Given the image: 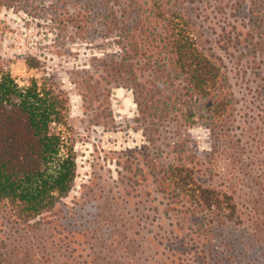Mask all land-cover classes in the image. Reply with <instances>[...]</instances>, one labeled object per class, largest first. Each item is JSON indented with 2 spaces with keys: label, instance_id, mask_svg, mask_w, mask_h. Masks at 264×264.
Wrapping results in <instances>:
<instances>
[{
  "label": "trees",
  "instance_id": "trees-1",
  "mask_svg": "<svg viewBox=\"0 0 264 264\" xmlns=\"http://www.w3.org/2000/svg\"><path fill=\"white\" fill-rule=\"evenodd\" d=\"M48 1L45 7L58 24L54 25L58 37L89 35L103 38L105 44L111 40L116 47L107 55L110 61L102 58V70L107 71L104 91L115 84L134 94L138 120L154 148L150 193H154L152 210L158 215L153 219L164 218L159 213L163 208L175 227L170 237L157 241L171 252L169 262L264 264L260 230L251 228L246 243L232 239L243 224L233 194L198 180L197 166L205 163L181 155L192 149L185 148L173 130L203 123L211 135L210 150L203 154L216 155L211 158L214 163L232 160L236 154L243 157L244 137L264 141V134L253 130L259 129L254 121H249L245 135L238 132L233 93L226 88L223 67L200 47L190 9L181 0ZM25 62L29 68L41 63L34 56ZM81 84L87 94L95 92L90 76H81ZM68 117L69 98L52 76L30 77L20 85L0 69V264L102 261L95 238H77L88 229L85 223L78 228L76 218L68 214L61 220L44 216L69 195L77 176L78 155ZM165 132L175 135L164 145L177 155H165L160 144ZM108 210L107 219L120 216L116 207ZM112 243L125 244L124 249L132 247L131 251L135 244L140 248L132 238L113 237Z\"/></svg>",
  "mask_w": 264,
  "mask_h": 264
},
{
  "label": "rangeland",
  "instance_id": "rangeland-1",
  "mask_svg": "<svg viewBox=\"0 0 264 264\" xmlns=\"http://www.w3.org/2000/svg\"><path fill=\"white\" fill-rule=\"evenodd\" d=\"M181 1L195 19L200 47L223 67L226 88L233 93L238 132L245 135L249 121H254L259 129L253 130L264 134L260 131V127L264 129L262 0ZM48 4V0H0V69L20 85L26 84L27 78L41 79L46 73L69 98V132L78 155L77 176L69 195L44 216L61 220L68 214L76 218L78 228L86 224L88 229L77 238H95L102 261L94 264H171V252L164 242L161 245L157 241L170 237L175 227L170 226L171 219H166L169 214L164 215L163 208L159 213L165 219H153L158 215L152 210L154 193H150L149 161L154 148L138 120L134 94L132 89L115 84L107 85L109 90L104 91L107 71L102 70V58L110 61L107 55L116 47L111 40L105 44L103 38L89 35L58 37L57 23L51 21L54 17L45 7ZM30 56L41 61L38 68L26 65ZM81 76L91 77L95 92L84 91ZM173 130L180 141L184 140L185 148L192 149L190 154L181 155L205 163L197 166L198 180L233 194L243 224L232 239L238 237L246 243L247 232L253 227L264 237V141L241 137L248 141L242 140L241 148L246 149L243 157L236 154L232 160L223 158L214 163L213 154L207 158L203 154L211 147L210 130L203 123L189 129L179 125ZM165 135L160 144L168 156L171 149L164 144L175 135ZM109 206L116 207L120 216L107 219ZM131 215L132 219H126ZM113 237L132 238L139 241L140 248L135 244L132 251V247L126 250L125 244H113Z\"/></svg>",
  "mask_w": 264,
  "mask_h": 264
}]
</instances>
